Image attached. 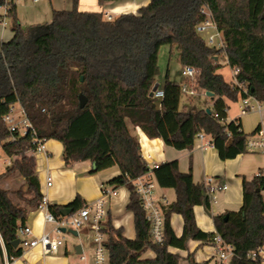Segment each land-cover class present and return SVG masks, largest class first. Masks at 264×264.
<instances>
[{
	"label": "trees",
	"instance_id": "1",
	"mask_svg": "<svg viewBox=\"0 0 264 264\" xmlns=\"http://www.w3.org/2000/svg\"><path fill=\"white\" fill-rule=\"evenodd\" d=\"M111 1L124 0H98L100 5ZM4 4L0 0V6ZM7 16L13 37L0 48V145L12 160L0 174V235L10 259L23 254L13 242L28 216L26 206L12 196L36 209L42 199L34 136L30 132L19 137L3 120L10 105L20 103L38 139L62 142L66 164L89 160L91 173L119 167L121 173L105 185L129 191L126 209L133 214L136 236L127 238L108 218L103 230L110 264H179L180 255L171 248L188 249L190 240L213 242L217 234L233 247L229 264H263L260 254L251 253L264 246V176L243 177L241 208L213 215L216 231L205 232L197 224L194 207L203 205L211 213L208 186L194 182L191 167L180 171L176 159L151 167L143 157L138 128L179 150H191L200 133L210 135L224 160L247 152V141L260 126L248 134L240 119L227 121L226 99L237 101L244 88L247 96L264 105V0H150L137 12L111 20L103 11L80 10L79 0H72L71 9H53L49 23L30 26L21 25L12 1ZM209 18L222 34L223 46L209 45L198 32L197 26ZM164 44L171 53L178 51L182 66L197 70L195 89L214 93L210 112L181 107L182 82L168 73L159 87L164 97L155 96ZM221 56L237 70L235 82L219 71ZM81 94L87 98L83 108ZM150 171L160 187L175 192V199L164 206L162 243L152 238L134 185ZM16 173L26 188L1 186ZM85 205L78 194L67 205L49 204V209L59 218L63 207L75 212ZM174 213L184 220L181 236L171 223ZM147 250L154 251L155 258L142 259ZM189 259L190 264H204L192 254Z\"/></svg>",
	"mask_w": 264,
	"mask_h": 264
},
{
	"label": "crops",
	"instance_id": "2",
	"mask_svg": "<svg viewBox=\"0 0 264 264\" xmlns=\"http://www.w3.org/2000/svg\"><path fill=\"white\" fill-rule=\"evenodd\" d=\"M17 15L21 25H24L21 19V13L18 3ZM150 0H124L111 1L104 5H100L98 0H79V9L83 11H103L104 14L109 13L114 17L128 12H137V10L147 5ZM32 4L41 7L40 0H32ZM38 7L36 14H41ZM72 0H50L49 13L52 14L53 9H71ZM5 13V11H4ZM4 13L0 14V48L4 41H8L13 37V31L7 29L1 22ZM37 17L35 15L33 18ZM209 32H214L213 27H208ZM222 38V36H221ZM206 39V38H204ZM219 41L220 39H216ZM222 64L219 70L228 82H235L234 69L228 64L227 57L221 56ZM182 68V65H181ZM168 74L172 80L171 72ZM158 80V79H157ZM176 81V80H175ZM163 84L159 83L161 88ZM197 90V89H196ZM202 91V90H200ZM210 108L214 104L215 96L209 97ZM192 101V100H191ZM191 101L181 99V107L190 108ZM229 106L227 110V121L240 119L243 130L252 134L258 126H264V105L253 97L248 98L247 109L241 98L237 101L226 99ZM141 141L144 143V149L150 155L149 165L154 163H162L171 160H178L179 169L187 172L192 168L193 180L196 183H205L207 178H212V184L217 185L220 189L215 193V199L212 202L211 213L207 212L203 205L194 207L195 218L198 226L205 232H215V224L213 215H220L227 211H238L243 204V177L252 178L259 171L264 170V148L257 150H247V152L237 155L234 158L221 159L218 150L211 143V136L204 134L202 137L195 139L193 148L179 150L172 146H168L161 138L151 139L138 128ZM250 137L255 138V134ZM2 146L0 145V152ZM63 144L59 140L50 139L46 141V150L36 153L37 175L41 184V193L46 195L49 204L67 205L79 194L85 200L86 204L95 201L102 195V185L107 181L121 173L118 166L91 173L92 162L89 160L75 161L66 164L62 157ZM11 158L7 157L5 166L0 165V174L5 172L6 167L11 163ZM51 176L52 185L47 186V177ZM20 180V184L16 188L10 187L15 180ZM223 185V186H221ZM1 186L7 189L15 190L25 187L24 178L16 173L1 182ZM107 188L116 189L117 194L109 197L107 208L108 218H111L112 224L116 228H123L124 234L129 239L136 236L133 214L126 209L129 201L130 193L125 187L115 188L113 185H105ZM223 187V188H222ZM157 193L161 197L167 199L171 203L175 199V192L172 188H162L158 186ZM264 194V191H263ZM30 197V194H27ZM13 200L26 206L28 216L26 225L32 227L34 236H41L45 232L52 233L54 224L46 223L44 216L37 212L34 206L27 205L23 200L14 198ZM105 221V222H106ZM171 223L175 233L181 236L183 233L184 220L180 214L174 213L171 216ZM86 236V244L83 242L79 253L65 243L57 253L45 254L40 246L26 249L19 257L10 259L7 249L2 241L0 249V264L10 260L14 264H94L93 259V242L91 236L86 230L79 232ZM171 251L180 255L179 264H190L189 255L192 259L204 264H223L218 256L217 247L214 242H203L199 240H190L188 249L171 248ZM261 257L264 264V246L261 250ZM90 256V257H89ZM155 252L147 250L142 259L155 258ZM90 258V260H88Z\"/></svg>",
	"mask_w": 264,
	"mask_h": 264
},
{
	"label": "built area",
	"instance_id": "3",
	"mask_svg": "<svg viewBox=\"0 0 264 264\" xmlns=\"http://www.w3.org/2000/svg\"><path fill=\"white\" fill-rule=\"evenodd\" d=\"M14 0H5L4 8L5 13L1 20L4 26L8 25L6 16L8 15L11 2ZM107 20L113 19V15L106 13L104 14ZM213 27L214 32H209L208 27ZM197 30L201 35L206 36V42L209 45L223 46L222 34L218 31L215 23L209 18L206 21L202 22L197 26ZM220 39L217 41L216 39ZM181 73L186 77L189 82H183L181 84L182 93L193 96L196 94V89L194 88V83L196 81L198 72L192 66H182ZM236 75L237 70L234 69ZM155 96L158 98L164 97V92L162 89L158 88L154 92ZM239 97L243 101L245 108L247 109L248 98L247 90L242 89L239 92ZM14 103L10 105L8 112L4 115L3 120L7 124L11 132H16L19 137L26 136L28 133H32L34 136V142L36 143L35 154L43 152L46 150V140L38 139L36 137V131L33 123L28 118L25 109L20 104V108H16ZM204 134L200 133L197 137H202ZM255 138L249 137L247 141V149L257 150L264 148V126L260 128L255 133ZM141 150L143 157L149 164L150 155L144 149V143L141 141ZM158 163H154L151 167H157ZM259 175L264 176V170L259 171ZM212 178H207L205 183L209 188L210 196L213 201L215 199V193L220 189L219 186L212 184ZM52 185L51 176L47 177V186ZM135 190L139 196L142 208L146 212V217L151 224V235L155 242L162 243L165 239L164 225V206L168 205L169 202L166 198L161 197L157 193L158 183L154 177L152 171L139 176L134 180ZM223 188V187H222ZM116 189L107 188L102 185V195L100 198L96 199L93 202L86 204L81 209L72 212L69 215H61L57 218L49 209L48 198L46 195H42V199L37 206V212L44 216V221L46 223L54 224V232L61 233L62 228L67 230H86L87 233L91 236L93 242V259L94 264H110L109 253L105 246V241L107 235L104 232L105 221L108 216L107 203L109 197L116 195ZM18 238L20 239L19 246L23 249V252L26 249L40 246L45 254L57 253L60 248L65 244V240L59 235L52 236L50 232H45L41 236H34L32 227L29 225L20 226L18 229ZM213 242L217 247L219 259L223 264H229L230 259L233 255V247L224 242L223 239L217 234L215 235ZM261 254V249L258 252H252L251 256L256 257ZM2 264H14L12 261L7 260Z\"/></svg>",
	"mask_w": 264,
	"mask_h": 264
},
{
	"label": "rangeland",
	"instance_id": "4",
	"mask_svg": "<svg viewBox=\"0 0 264 264\" xmlns=\"http://www.w3.org/2000/svg\"><path fill=\"white\" fill-rule=\"evenodd\" d=\"M16 2L18 3V6H19L22 22L24 23L23 26H30V25L38 24V23L46 24L51 21L52 14H50L48 10V8L50 7V0H40L41 7L38 6L41 10L40 15L36 14V10L38 9V7L36 6L37 4L35 5L32 4V0H16ZM4 11H5L4 5L0 6V14L4 13ZM34 13L35 15H37V17L35 18H33ZM6 20L8 23L7 29H11L12 22H11L10 16H6ZM202 36L206 38L205 35H202ZM168 69L170 70L171 77L174 80L182 82V83L187 81L186 77L183 76L181 73V63L179 62L178 51L174 49L173 53H171V47L167 44H164L161 46L160 51H159V74L157 76L158 84L164 83L167 73H168ZM181 99L188 100V101L192 100L191 103L189 104V107L192 109L208 108L211 106L209 97L206 95V92L200 91L198 89L196 90V94L193 96H189L183 93ZM16 108H20V104L17 103ZM7 157L8 156L5 154V152L1 150L0 165H2L3 167L5 166ZM20 180L21 179L16 180V181L14 180L11 183L10 187L12 188L18 187L20 184ZM24 188H26V185ZM51 235L52 236L59 235L61 238L65 240V243L72 250L74 249V246L78 245L81 242L86 244V240H87L86 236L83 233H80L78 236H76L73 233H71L69 230H67L66 232H61V233H57L53 231ZM88 260H90V258Z\"/></svg>",
	"mask_w": 264,
	"mask_h": 264
},
{
	"label": "water",
	"instance_id": "5",
	"mask_svg": "<svg viewBox=\"0 0 264 264\" xmlns=\"http://www.w3.org/2000/svg\"><path fill=\"white\" fill-rule=\"evenodd\" d=\"M214 58L217 59L216 56H215ZM158 88H159V84H156L155 87H154V89H153V93H154ZM206 95H207L208 97H211V98L214 97V93H212V92H210V91H207V92H206ZM79 98H80V107L83 108V107L86 105V103H87V98H86L83 94H81ZM210 111H211L210 108H207V112H210ZM72 212H73V210H72L71 208H69V207H63V208L61 209V214H62V215H69V214H71ZM61 231H62V232H66L67 229H66V228H62ZM69 231H70L71 233H73L74 235H76V236L79 235V232H78L77 230L69 229ZM19 243H20V239L18 238V239H16V240L13 242V245H14L15 247H17V246L19 245ZM76 250L80 253V252H81V246H80V245H77Z\"/></svg>",
	"mask_w": 264,
	"mask_h": 264
}]
</instances>
